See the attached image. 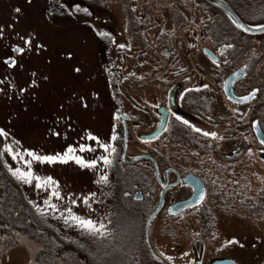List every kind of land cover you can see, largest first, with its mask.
<instances>
[{
	"label": "rangeland",
	"instance_id": "obj_1",
	"mask_svg": "<svg viewBox=\"0 0 264 264\" xmlns=\"http://www.w3.org/2000/svg\"><path fill=\"white\" fill-rule=\"evenodd\" d=\"M184 1L178 3L177 0L100 2L31 0V3H28L27 0H0V25L4 27L3 38H0V80H5L4 84H0V89H3L0 91V128L8 133L6 138L3 137L4 144L9 143L20 151L28 149L39 154L62 152L68 145L77 147L80 144H90L96 151L77 154L83 156L85 160L104 154L95 141L87 137L91 134L104 142L105 133L109 128H106L108 129L106 131L98 127L99 123L92 121L90 116L98 113L96 109L110 106L109 100H105L100 94L117 92L119 78L115 74L113 77L109 75L106 79L105 75L100 78L102 42L97 32H104L101 30V21H106L108 26L114 29L109 32L113 36V44L108 51L112 54L109 60L113 62L110 64H115V50L118 49V45L124 43L123 49L131 51L129 39L131 32L127 31V27H135L137 22L146 18L152 23H157L159 17L167 14V10L171 11L176 5L179 6L181 14L172 11L170 18L173 21L179 20L182 16H186L187 19L194 17L195 11L191 8L190 2ZM77 4L81 8H88L92 14L89 16L83 12L76 13ZM16 7L20 8V13L13 11ZM69 11L74 14L70 16ZM10 24L12 27H8ZM120 34L122 41L118 43L117 37ZM29 36L32 37V51H26L23 56H16L12 52V47H23L20 37ZM38 43L44 45L39 51L35 47ZM68 53H71V59L68 58ZM7 57H15L17 60L15 68L9 69L3 63ZM126 63L123 70L124 76L128 79L134 67L131 56L126 59ZM75 67H79L81 71L74 72ZM142 68L146 72L149 71L147 65ZM164 71L160 67L157 69V75L154 74L159 82L156 79L144 82L145 91L151 92L152 87L155 92L164 91L162 85ZM32 72L36 73L37 87H28L33 79ZM146 72L143 73L146 75ZM131 80L127 81L132 83ZM147 83H151L152 86ZM9 84L15 87H9ZM126 87L132 94L135 92L132 84L125 82L123 88ZM20 88L26 90L21 94ZM223 102L220 103L221 110L231 114L228 115L231 116L228 118L229 124L223 127L239 125L238 120L243 114L241 111L243 108ZM83 104H87V107H83ZM241 133L237 130L235 135L242 136ZM245 137L253 140V132L247 133ZM15 141H19V144H15ZM253 143L250 148L253 155L248 154L227 175L224 172L219 173L217 180L220 185L208 193L203 206L180 215L170 226L164 224L162 217L157 216L152 225L151 241L155 252L162 260L168 264H195L197 261L201 264H210L217 259L230 258L238 264H264V214L254 213L252 201L257 200L264 189V152L260 151L256 142ZM147 149L133 145L128 150V157L144 153ZM1 155L8 167L20 166L10 155L4 153L3 149ZM110 167L99 164L97 169L89 170L82 169L73 162L54 165L34 163L36 174L42 177L51 176L58 182L59 191L64 199L57 200L51 197L48 190H39L34 184L30 186L19 181L34 213L32 220L38 224L41 231L44 229L43 225L47 226L54 233L74 240L87 249L100 247L99 244H102L104 248L118 251L120 254L117 256L108 257V264L109 262L122 264L126 259L124 256L132 257L136 251H139L140 255L133 264H163L148 251L145 227L143 222L140 223L139 215L133 212L128 215L125 211L121 213L122 209L127 211L133 209L120 200L119 196H122L120 194H123V191L118 192V197L115 196L113 188L117 179H112L108 171ZM101 174L108 176L106 185L97 183ZM93 193L94 197L89 199L90 206H85L82 203L83 198ZM156 198L158 199V196ZM45 199L56 204L59 212L48 210L47 215L41 217L33 205H39L44 209ZM70 200H76L77 203L73 205ZM68 208L76 215L91 219L97 225L103 224L111 235L105 239L94 238L79 227L66 226L59 217L61 213L66 216ZM139 230L142 244L136 248L132 242ZM11 236L15 240L7 241L9 244H6L4 239L0 240V264H37V257L45 246L22 232H16ZM232 238L238 240L244 247L241 248L238 244L228 245L227 241ZM161 252L164 256L160 255ZM165 257L172 259L167 260Z\"/></svg>",
	"mask_w": 264,
	"mask_h": 264
},
{
	"label": "flooded vegetation",
	"instance_id": "obj_2",
	"mask_svg": "<svg viewBox=\"0 0 264 264\" xmlns=\"http://www.w3.org/2000/svg\"><path fill=\"white\" fill-rule=\"evenodd\" d=\"M188 1L195 11L194 17L190 19L182 16L173 21L171 13H180L176 5L159 17L157 23L146 18L143 21L140 19L135 27H127V31L131 32V51L118 47L114 65L110 64L113 62L109 60L112 54L108 51L113 44V36L110 33V38L101 37L100 78L118 75L119 85L117 92L100 94L109 100L110 106L96 109L98 113L90 116L92 121L99 123L98 127L109 128L108 132H104V142H111L116 154L111 157L113 164L108 171L112 179L117 181L121 172L131 175L132 190L124 191L120 197L140 203L137 208L133 207L139 218L140 207L144 204L142 219L139 220L145 227L147 248L163 264L168 263L157 253L159 258L151 252L146 235L149 218L159 206L163 191V205L155 219L160 216L164 224L170 226L180 215L203 206L204 201L178 214L171 212L174 205L190 200L195 195V184L199 187L201 182L206 198L214 187L220 185L217 180L219 173L227 175L237 163L242 162L254 145L253 141L259 149L263 147L256 137L254 122L264 134V125L260 120L264 113V33L253 34L235 28L225 13L205 0ZM223 1L253 29L257 23L264 21V0ZM101 30L109 33L114 29L106 21H101ZM121 35L117 37L118 43L122 41ZM176 35L178 37H172ZM228 44L232 47H226ZM130 56L134 67L128 79L132 78V83L127 81L123 70ZM213 60L217 61L219 67L213 64ZM145 65L149 67L148 72L142 68ZM160 67L165 70L162 76L164 91L155 92L153 87L151 92L145 91V81L156 79L159 82L154 74L157 75ZM236 73H243L244 76L232 86L234 97L240 98L253 89H259L256 97L244 104L232 102L226 94L225 82ZM125 82L135 88L133 94L127 91L128 87L126 90L123 88ZM147 84L152 86L151 83ZM204 84L209 86L208 89L202 87ZM221 101L243 108V114L239 113V125L223 127L229 124L228 118L231 116L228 115L231 114L221 110ZM172 112L187 119L195 127L215 132L217 137L223 139L204 137L193 132L176 121ZM117 116L119 119H116ZM237 130L242 132V136L235 135ZM252 132L254 139H246V134ZM112 135L117 137L115 141H111ZM133 145L148 149L128 157V150ZM116 182L113 192L118 197ZM198 263L201 264L200 261L195 264Z\"/></svg>",
	"mask_w": 264,
	"mask_h": 264
},
{
	"label": "snow or ice",
	"instance_id": "obj_3",
	"mask_svg": "<svg viewBox=\"0 0 264 264\" xmlns=\"http://www.w3.org/2000/svg\"><path fill=\"white\" fill-rule=\"evenodd\" d=\"M28 3H31V0H27ZM63 7V5H62ZM15 13H20V8L16 7L13 9ZM75 12H83L86 15H91L92 13L89 11L88 8H81L78 4L75 5ZM70 16L74 13L72 11H69L68 13ZM262 15H264V11H262ZM229 19L232 21L235 28L240 29L243 32H252L253 28L250 26H246L244 23H242L239 19L235 18L234 16H229ZM8 27H12V25H8ZM256 31H259L261 33H264V21L257 23ZM4 34V27L0 25V38H3ZM97 35L100 37H108L110 38V34L108 32H97ZM20 39L23 41V47L21 46H13L12 52L16 56H23L26 51L31 52L32 51V37H20ZM37 51L44 48V45L42 44H36ZM119 48L123 49L125 45L120 44L118 45ZM226 47L231 48L232 45L228 44ZM221 55H223V50L221 52ZM68 58L71 59V53H68ZM213 64H216L217 67H219V64L216 60L212 61ZM3 63L9 68H15L17 66V60L15 57H7L3 60ZM74 72L79 73L81 69L79 67H75L73 69ZM33 79L31 80V83L28 85V87H37V81L35 79L36 73H31ZM6 79V78H5ZM43 79H47V77H43ZM5 80H0V84H4ZM9 87H15L13 84H9ZM204 89H208V85L204 84L202 86ZM26 89L20 88L19 92L22 94ZM196 91H199L200 89H195ZM0 91H3V89H0ZM188 91H192V89H189ZM259 89H253L251 92L248 93V95H244L240 97L239 102H247L250 99H254L256 97L257 92ZM83 107H87V104H83ZM158 107V105H157ZM171 115L175 118L176 121H179L181 124L186 126L187 128L191 129L195 133H199L203 135L204 137H212L213 139H223V137H217L215 132H207L203 131L199 127H195L193 124H191L187 119H184L180 115H177L175 112H172ZM116 119H119L117 116ZM257 126L256 122H254V127ZM54 135H59V133H54ZM8 133L0 128V137H7ZM91 141H95L96 145L103 150L102 155L91 159V160H85L83 156L78 155L77 153H83V152H94L96 149L90 145V144H80L77 147H74L72 145H68L66 149H64L62 152H55L52 154H39L33 150L25 149L23 151H20L12 146V144L5 143L3 147V152L10 155L12 160L17 161L20 166L12 168L8 167V171L11 173L13 177H15L18 181L23 182L27 185H33L36 189L39 190H48L50 192L51 197H54L57 200H62L64 197L61 195L59 191V184L56 180H54L51 176L42 177L34 171L33 165L35 164H47V165H54V164H67L69 162H73L76 165H78L80 168H88L89 170H95L97 169L99 164H102L105 167H110L113 164V160L111 157L116 154V148L113 146L111 142L104 143L101 142L100 139L94 135L88 134L87 137ZM117 137L115 135H112L111 141H115ZM260 145L264 146V138H258ZM15 144H19V141H15ZM261 152H264V147L260 148ZM249 156L253 155L251 152V149H249L248 152ZM27 157V159H26ZM97 183L107 184L108 183V176L106 174H101L99 176V179ZM194 194L196 195V203H201L205 199V194L201 189H196ZM93 194H89V196H85L82 200V203L85 206L89 205V199L91 197H94ZM127 195V193H125ZM29 203H32L29 201ZM70 203L75 205L77 202L76 200H70ZM44 205L46 206L44 209H41L39 205H33L36 209V211L41 215V217H45L47 215L48 210H51L52 212H59V208L56 204H53L50 202L49 199L44 200ZM189 206H193L191 203ZM67 215L64 216L62 213L59 217V219H62L64 224L66 226H75L79 227L80 229L86 231L89 235L92 237H99L100 239H105L107 236L111 235L105 228L103 224L97 225L95 222H93L91 219L83 218L79 215H76L71 208H68ZM228 245L238 244L241 248L244 247L243 244H241L238 240L235 238H232L227 241ZM161 256H164V253H160ZM187 255V253H185ZM167 260H171V257H165Z\"/></svg>",
	"mask_w": 264,
	"mask_h": 264
},
{
	"label": "trees",
	"instance_id": "obj_4",
	"mask_svg": "<svg viewBox=\"0 0 264 264\" xmlns=\"http://www.w3.org/2000/svg\"><path fill=\"white\" fill-rule=\"evenodd\" d=\"M100 1L102 0H92V2ZM260 120L264 125V113L260 116ZM3 146L4 139L3 137H0V240L4 239L5 243L9 244L10 242L7 241H14L15 238L11 235H14L16 232H22L31 236L37 242L45 246L44 250L41 251L37 257V264H105L110 255L117 256L120 254L118 251L110 250L107 247L104 248L102 244H99L100 247H90L87 249L85 246H82L74 240L66 239L58 233L57 235L51 228L49 229V227L44 225V229L41 231L38 224L32 220L34 213L23 193L21 183L11 175L4 164L1 155ZM128 175L126 172L123 174L121 172L117 181L118 184H116L118 192L132 190L133 180L131 175ZM119 198L121 201L123 200V202L131 205L132 209L140 204L132 202L131 199H125L120 196ZM252 201L254 202V213L256 214L257 212H260L261 214H264V189L261 192L260 197L257 198V200ZM143 205L140 207V219H142L143 215ZM134 210L127 211L122 209L120 211L121 213H124L125 211L128 215H131L132 212L136 213ZM120 211L118 212L120 213ZM139 221L141 223V220ZM132 243L136 248L142 244L140 230L138 231V234L135 235ZM115 247L116 246H113V248ZM99 253H101V255H99ZM138 255H140V253L139 251H136L132 257L124 256L126 259L122 264H130L131 261L132 264L136 263ZM101 257L104 259H99ZM112 264L118 263L113 262Z\"/></svg>",
	"mask_w": 264,
	"mask_h": 264
},
{
	"label": "water",
	"instance_id": "obj_5",
	"mask_svg": "<svg viewBox=\"0 0 264 264\" xmlns=\"http://www.w3.org/2000/svg\"><path fill=\"white\" fill-rule=\"evenodd\" d=\"M206 2H208L209 4H211L212 6H214L215 8H218L219 10H221L223 13H225V15L229 18V16H234L235 18L239 19L242 23H244L240 18L239 16H237V14L234 12V10L223 0H205ZM245 24V23H244ZM246 25V24H245ZM247 26V25H246ZM253 34H261V32L259 31H256L255 29H253V31L251 32ZM244 74L243 73H236V74H233L231 75L225 82V90H226V94L229 98V100H231L232 102H235L237 103V101L240 100V98H236L233 96V93H232V86L234 85V83L239 80L241 77H243ZM252 100V99H250ZM249 100V101H250ZM248 102V101H247ZM247 102H239L237 104H244V103H247ZM254 130H255V134H256V137L257 139L258 138H264V134L262 133L261 129L259 128V126H255L254 127ZM259 141V139H258ZM260 143V142H259ZM264 147V146H263ZM125 156H126V150H125ZM199 181V180H198ZM195 184V183H194ZM196 188L197 189H201L203 191V186L201 184V182H199V187L198 185H196ZM164 193L165 191H163L162 193V196H161V201L159 203V206L157 207V209L151 214L150 218H149V221H148V224H147V230H146V235H147V243L149 245V248L151 250V252L157 257L158 255L156 254L154 248H153V245H152V241H151V229H152V224H153V221L156 217V215L158 214L159 210L161 209L162 205H163V200H164ZM196 195H194L190 200H187L185 202H182V203H178L176 205H174L171 209V212L172 214H178L180 212H183L193 206H195L197 203H196ZM192 204L193 206H189V204ZM200 264V263H198ZM210 264H238L236 261L230 259V258H224V259H217V260H214L212 263Z\"/></svg>",
	"mask_w": 264,
	"mask_h": 264
}]
</instances>
